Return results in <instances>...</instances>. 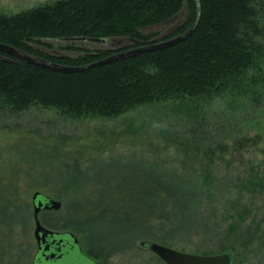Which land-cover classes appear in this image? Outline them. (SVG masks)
Returning a JSON list of instances; mask_svg holds the SVG:
<instances>
[{
    "label": "trees",
    "instance_id": "trees-1",
    "mask_svg": "<svg viewBox=\"0 0 264 264\" xmlns=\"http://www.w3.org/2000/svg\"><path fill=\"white\" fill-rule=\"evenodd\" d=\"M201 5L200 22L184 40L82 71H56L0 49V113L43 107L65 118L116 119L148 107L154 120L160 115L163 121L160 136L180 155L176 163L105 162L95 170L105 175L95 179L94 190L84 191L87 179L80 183L70 177L63 219L68 222L61 227L63 213L54 222L46 211L41 219L51 229L80 233L91 252L114 253L138 241L171 245L188 235L219 236L217 198L223 190L218 165L242 160L249 142L237 126L264 107V0H201ZM185 7L187 16L172 34L158 38L159 33L145 32ZM197 14L196 0H49L17 12L0 10V42L55 63L86 65L183 34ZM72 36L134 42L103 49L66 42L63 47L78 51L76 56L47 50V39ZM230 185L235 188L234 179ZM249 187L240 186L245 192ZM72 191L83 199L76 205ZM2 207L8 216L14 214V202ZM235 210L221 215L235 219L227 234L240 233L245 244V238L264 230L263 222L252 232L244 223L248 219ZM225 243H230L226 237ZM222 247L238 252L236 245Z\"/></svg>",
    "mask_w": 264,
    "mask_h": 264
},
{
    "label": "rangeland",
    "instance_id": "rangeland-1",
    "mask_svg": "<svg viewBox=\"0 0 264 264\" xmlns=\"http://www.w3.org/2000/svg\"><path fill=\"white\" fill-rule=\"evenodd\" d=\"M46 1L49 0H0V10L17 12ZM187 12L185 7L173 18L144 30L146 33H159L158 38L170 35L184 21ZM105 39L104 42L61 39L45 41L51 44L48 51L72 56L80 53L65 49L63 45L66 42H74L90 49L118 48L134 42L130 37ZM151 112L148 107L139 108L116 119L65 118L56 111L43 107L25 113H0V264H33L38 251L33 205L36 191L63 202L60 210L46 211L51 213L46 217L54 222L63 213L59 222L62 227L68 222L63 219L68 216L65 200L70 198L68 180L72 175L80 183L84 179L89 181L87 186L84 185L87 187L84 191H87L95 189L93 183L99 175H105L95 172L105 162L116 159H166L169 163L178 161L180 155L173 147H168L160 136L159 129L163 124L158 119L160 115L154 120ZM237 129L249 143L243 150L242 160L238 158L230 163L221 160L217 168L223 190L217 198L220 223H217L219 227L215 233L219 232V236L188 235L182 237L179 244L169 246L201 255L206 254L204 251L217 254L232 250L235 264H262L264 230L258 231L251 238H245L249 242L244 244L240 233L233 237L227 234L228 225L235 219L223 217L221 213L232 215L237 209L241 213L240 218L248 219L244 223L247 228L251 224L252 232H255V227L260 222H263L264 228V107L251 111ZM230 154L231 151L226 154L227 159ZM232 179L235 180V188H231ZM245 183L250 186L246 192L240 188ZM73 191L71 199L76 205L83 199L75 196ZM8 200L15 205L12 216H8L2 207ZM65 230L73 231L68 228ZM73 232L78 236L82 249L99 264H167L150 249L143 247L140 241L114 253L100 255L91 252L82 235ZM225 237L230 243H225ZM228 244L236 245L238 252L233 248L222 247ZM73 260L71 257L68 262L72 264Z\"/></svg>",
    "mask_w": 264,
    "mask_h": 264
},
{
    "label": "water",
    "instance_id": "water-1",
    "mask_svg": "<svg viewBox=\"0 0 264 264\" xmlns=\"http://www.w3.org/2000/svg\"><path fill=\"white\" fill-rule=\"evenodd\" d=\"M198 7L197 19L194 25L185 33L177 35L166 41L154 43L152 46H144L131 51H125L118 54L109 55L100 60L86 65H63L49 61L47 59L35 56L33 54L21 51L9 44L0 42V49L11 55L20 57L29 62L41 65L46 68L62 72H76L93 68L138 51L162 48L174 45L187 38L198 26L202 5L201 0H196ZM61 40H89L104 42L102 37L72 36L61 38ZM34 217L36 221L35 237L38 242V251L34 257L33 264H71L69 259L74 258L72 264H99L95 258L87 254L81 246L78 236L70 230H55L47 227L41 219V213L45 211H58L62 208L63 202L41 191H36L33 195ZM141 245L157 254L167 264H234V252L227 250L217 254H194L182 251L169 245L157 241H141Z\"/></svg>",
    "mask_w": 264,
    "mask_h": 264
},
{
    "label": "flooded vegetation",
    "instance_id": "flooded-vegetation-1",
    "mask_svg": "<svg viewBox=\"0 0 264 264\" xmlns=\"http://www.w3.org/2000/svg\"><path fill=\"white\" fill-rule=\"evenodd\" d=\"M42 214V213H41ZM34 262V261H33Z\"/></svg>",
    "mask_w": 264,
    "mask_h": 264
}]
</instances>
